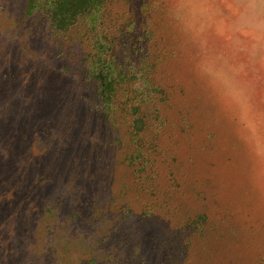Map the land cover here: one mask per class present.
I'll return each mask as SVG.
<instances>
[{"label":"rangeland","instance_id":"obj_1","mask_svg":"<svg viewBox=\"0 0 264 264\" xmlns=\"http://www.w3.org/2000/svg\"><path fill=\"white\" fill-rule=\"evenodd\" d=\"M27 1L0 0V264H133L131 242L145 264H264V0H108L126 77L107 117L97 36ZM142 141L162 148L152 181ZM81 194L96 237L66 214Z\"/></svg>","mask_w":264,"mask_h":264},{"label":"trees","instance_id":"obj_2","mask_svg":"<svg viewBox=\"0 0 264 264\" xmlns=\"http://www.w3.org/2000/svg\"><path fill=\"white\" fill-rule=\"evenodd\" d=\"M38 0H28L24 6V13L31 11L33 9V4H36ZM41 2V11L50 12L49 22L53 30L55 32L65 33L67 31H71L73 27H81L83 32H79L84 34L85 36L88 33H92L93 36H97L95 39L90 38V50L87 52V57L90 55V59L86 62L88 66H92V70L88 68L85 71L86 76L90 73H95L99 75L98 69L102 68L105 70V80L104 82H95V91L97 92L96 96L100 98L102 110L107 115L112 112V101L114 100V95L116 91L121 90L122 81L124 77H126V72L119 68V66L115 65L118 71L115 72L114 68L111 66V42L110 38L104 35L105 29V12H106V4L108 0H40ZM92 51V53H91ZM98 55V57H97ZM96 56V57H94ZM94 57V58H93ZM102 63V64H99ZM65 66L62 64L59 66L60 69H63ZM97 71V73H96ZM109 71V72H108ZM113 71V72H112ZM115 76V78H113ZM88 77V76H87ZM87 77H82V81L87 80ZM89 78V77H88ZM94 85V84H91ZM117 95V94H116ZM116 99V98H115ZM137 105H133L132 109H134ZM109 120V116H108ZM137 135V134H135ZM137 137V136H136ZM162 151V148L156 150V146L151 144V148L148 146V142L138 143V149L136 151V156L139 159L136 161L135 170L136 172H140L143 174V177L148 181H152L153 177L158 178L163 170H159L156 168V155ZM149 158V159H148ZM75 164V163H74ZM75 168L77 165L75 164ZM168 171V168L165 169ZM154 174V175H153ZM168 174V173H167ZM165 174V176L167 175ZM161 178V177H160ZM163 177L159 180L158 184H155L157 189H160V184L163 182ZM168 181V179H167ZM171 182H174L171 181ZM177 186V184H173ZM174 188V186H173ZM156 190H151L152 196H155ZM163 194V192H162ZM83 199L81 204L86 201L87 205H81V208H77L76 210L67 211L66 214L68 218L73 220L74 223H77L78 227L83 231L84 234L94 237L97 236V231L95 230L97 225L95 224V220L97 216H100V213L97 212V208L95 206V202L91 201V197L81 194ZM167 195V199H165L164 203L170 200V191L169 189H165V196ZM162 199H164V194ZM146 211V212H145ZM144 214L146 216L149 215L148 210H145ZM127 214L131 213V210L128 208L125 210ZM207 219L204 213L196 216L195 219H190L188 222H193V227H198L199 232L202 231L203 222ZM49 225V223H47ZM189 225V224H188ZM192 228V226H191ZM50 228H45L44 232L48 233ZM235 232V231H234ZM124 241L121 243L120 246ZM131 247V250L135 252L133 257L127 255V257L132 261L133 264H145L147 259L144 254H142V248L139 242L129 243V246L125 244V248ZM145 256V257H144ZM137 260V261H136Z\"/></svg>","mask_w":264,"mask_h":264},{"label":"bare ground","instance_id":"obj_3","mask_svg":"<svg viewBox=\"0 0 264 264\" xmlns=\"http://www.w3.org/2000/svg\"><path fill=\"white\" fill-rule=\"evenodd\" d=\"M233 100V99H232ZM233 105V104H232ZM226 111V110H225ZM258 132V131H257Z\"/></svg>","mask_w":264,"mask_h":264}]
</instances>
